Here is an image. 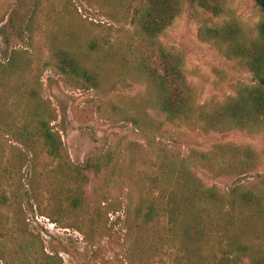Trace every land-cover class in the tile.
<instances>
[{"label":"rangeland","instance_id":"rangeland-1","mask_svg":"<svg viewBox=\"0 0 264 264\" xmlns=\"http://www.w3.org/2000/svg\"><path fill=\"white\" fill-rule=\"evenodd\" d=\"M143 1L0 0V68L12 50L37 54L35 59L40 60H36L34 72L43 97L55 111L51 124L70 160L80 164L112 151L120 166L119 175H89L80 209L68 206L61 195L62 174L40 177L41 169L31 173V164L13 154L23 148L6 129L7 95L0 83V164L14 165L13 171L0 179V264H35V258L42 259L43 254L51 255L58 264H145L146 239L129 222L125 210L128 204L133 209L139 203L138 190L130 186L129 177L139 169L150 170L154 142L182 155L199 150L211 156L228 154L231 147L250 148L258 163L246 179L264 187V133L217 132L200 123L199 127L170 125L159 115L155 119L162 121L158 129L146 125L156 138L148 144L135 125L134 116L147 121L152 115L154 90L145 80L136 79L140 77L137 60L120 53L126 54L129 44L131 51L139 47L155 59V46L138 35L135 23V10ZM183 4V13L160 34L159 42L183 54L197 101L212 107L232 95L236 83H251L252 75L198 38V28L214 24L217 18L201 12L195 16ZM227 6L245 30L252 29L262 12L255 0H227ZM31 16L32 41L27 31ZM50 32L73 39L86 54L87 66L98 73V86H73L43 64L47 57L44 35ZM91 41L96 44L93 52L87 47ZM119 55L122 64L115 61ZM198 172L208 186L227 188L238 181L233 171L203 166ZM22 246H30V253L21 250Z\"/></svg>","mask_w":264,"mask_h":264},{"label":"trees","instance_id":"trees-1","mask_svg":"<svg viewBox=\"0 0 264 264\" xmlns=\"http://www.w3.org/2000/svg\"><path fill=\"white\" fill-rule=\"evenodd\" d=\"M183 1L191 14L201 12L217 18L214 24L204 23L198 28V38L252 75L251 83H236L233 94L212 107L197 101L183 54L159 42L160 34L183 13ZM234 15L227 0H144L135 10L138 35L155 46V59L139 47L131 51L129 44L126 54H120L137 60L140 77L136 79L145 80L154 90L149 119L133 117L148 144L156 138L146 125L158 129L162 121L198 127L200 123L204 129L217 132L264 133V13H259L250 30H245ZM30 20L27 31L32 41L34 16ZM44 43L47 57L43 64L66 83L83 88L99 85L98 73L87 66L86 54L78 50L70 36L62 39L50 32L44 35ZM87 47L93 52L96 44L91 41ZM36 56L25 49L12 50L0 68V83L7 95L6 129L23 148L13 154H20L31 164V173L41 169L40 177L62 174L61 195L68 206L80 209L82 188L89 175H119L120 166L112 151L80 164L70 160L60 134L51 124L55 111L41 93V82L34 72L36 60H40ZM119 59L123 58L119 55L115 61ZM159 115L162 121L155 120ZM154 143L150 170L139 169L129 177L130 186L138 190L139 203L133 209L128 204L125 210L129 222L146 239L142 252L145 264H264V187L246 179L258 163L255 152L231 147L228 154L209 156L192 150L182 155ZM203 166L212 171H233L238 181L227 188L208 186L199 176ZM13 167L0 164V179ZM20 249L30 253V246ZM34 261L58 264L48 254Z\"/></svg>","mask_w":264,"mask_h":264},{"label":"water","instance_id":"water-1","mask_svg":"<svg viewBox=\"0 0 264 264\" xmlns=\"http://www.w3.org/2000/svg\"><path fill=\"white\" fill-rule=\"evenodd\" d=\"M256 2L258 4L260 10L264 13V0H256ZM262 84L264 86V79L262 81Z\"/></svg>","mask_w":264,"mask_h":264}]
</instances>
